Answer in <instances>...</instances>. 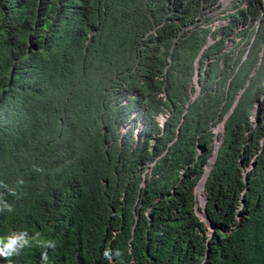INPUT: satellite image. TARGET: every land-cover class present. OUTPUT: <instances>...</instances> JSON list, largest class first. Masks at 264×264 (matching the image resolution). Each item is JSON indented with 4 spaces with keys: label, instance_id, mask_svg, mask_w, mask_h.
<instances>
[{
    "label": "trees",
    "instance_id": "1",
    "mask_svg": "<svg viewBox=\"0 0 264 264\" xmlns=\"http://www.w3.org/2000/svg\"><path fill=\"white\" fill-rule=\"evenodd\" d=\"M213 4L0 0L12 264H264V7Z\"/></svg>",
    "mask_w": 264,
    "mask_h": 264
},
{
    "label": "clouds",
    "instance_id": "2",
    "mask_svg": "<svg viewBox=\"0 0 264 264\" xmlns=\"http://www.w3.org/2000/svg\"><path fill=\"white\" fill-rule=\"evenodd\" d=\"M36 171H40L41 169L36 168ZM23 180H19L18 184H23ZM6 187V186H5ZM9 193L11 195H16L14 189H10ZM7 211L12 212L13 207L9 203L6 202L2 197H0V212ZM36 244L44 249L47 248H55L56 244L54 241L48 240L43 241L39 239V234L35 236H29L27 231H13L7 234L6 236L0 237V258L7 261V264H12V257L19 256L21 252L26 248H31ZM112 251L110 249H105L103 252V256L105 259L111 261ZM116 256H120L121 253L119 251L115 252ZM42 261H47L48 255L47 251H43L41 253Z\"/></svg>",
    "mask_w": 264,
    "mask_h": 264
},
{
    "label": "built area",
    "instance_id": "3",
    "mask_svg": "<svg viewBox=\"0 0 264 264\" xmlns=\"http://www.w3.org/2000/svg\"><path fill=\"white\" fill-rule=\"evenodd\" d=\"M215 1H217V4H213L211 8L213 7H216V8L212 9L211 11H206L203 17L210 14L211 12H214L215 10L218 11V10L224 9L227 5H229L232 1H235V0H215ZM262 2H263V7H264V0H262ZM0 264H7V262H3L0 260Z\"/></svg>",
    "mask_w": 264,
    "mask_h": 264
}]
</instances>
